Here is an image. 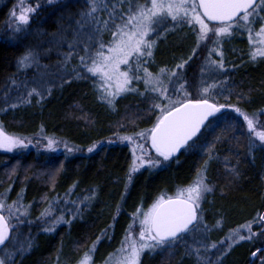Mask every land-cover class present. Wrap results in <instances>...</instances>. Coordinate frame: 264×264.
<instances>
[{
	"label": "trees",
	"instance_id": "16d2710c",
	"mask_svg": "<svg viewBox=\"0 0 264 264\" xmlns=\"http://www.w3.org/2000/svg\"><path fill=\"white\" fill-rule=\"evenodd\" d=\"M9 1L0 5V109H6L0 110V124L5 133L22 137H52L77 148L79 152L66 155V152L53 153L35 147L13 152L0 151V193L11 187L6 202H13L23 190V204L31 205L29 217L35 220L47 207L42 200L45 195L48 199L61 198L71 188L67 195L73 201L90 195L91 189L96 191L90 206H85L82 215L72 220L70 226L58 225L52 233L33 230L30 236L35 245L22 258L23 264H57L58 258L59 264H75L96 237L101 235V231L107 229L108 235L98 244L92 260L94 264L101 263L121 244L125 229L131 222V214L138 206L147 209L161 194L174 196L178 188L192 183L197 169L207 159L204 149L218 135L223 137L215 145L218 159L211 161L206 173L207 183L213 187V191L202 201L204 223L212 228L205 234L207 240L221 239L231 230L264 214V147L257 141L252 153L248 152L247 125L243 117L231 108L222 109L205 123L190 150H181L175 158L154 169L141 168L133 175L125 193L131 163L129 148L123 143L104 141L117 135L150 129L160 114L159 110L149 111L154 101L153 95L149 92L146 96H140L145 87L137 85L134 88L138 92L116 98L113 110L100 99L99 88L92 78L60 76L52 69L43 67L39 69L47 72L44 78L34 77L39 74L38 71L37 74L31 71L18 78V81H28L29 88L36 86L33 81L43 79L46 82L43 85V99L33 96L31 103H20L17 97L26 96L25 88L12 86L11 94L8 92L11 78L17 75L14 72L17 70V59L25 47V36L41 27L47 31L53 30L56 14L63 7L65 11L80 10V1L83 0H66L54 6H48L47 0H27L29 7L38 10L30 17L29 29L16 39L3 37ZM154 40L157 43L152 62L145 66L156 73L160 68L169 70L188 61L184 67L185 91L192 98H200V58L205 52L202 46L197 48L191 28L187 25L172 26L168 31L157 33ZM194 48L197 49L195 54ZM221 50L225 69L220 81L225 83L223 87L216 88L213 97L207 98L210 102L238 107L250 117L261 115L264 111V59L255 62L249 60L242 34L234 33L231 38L223 39ZM190 56L191 60L188 59ZM52 75L55 77L53 80L50 79ZM48 88H51L50 94L46 90ZM12 104L18 106L12 108ZM233 123L234 128L227 127ZM96 141L101 143L93 152L80 151ZM225 157L228 158L229 168L235 166L238 169V176L226 170ZM61 165L63 170L56 176L55 187H52L49 176ZM13 168L16 171L10 179L8 174ZM74 184L76 186L72 187ZM122 194H125L123 201ZM118 203L122 207L117 215ZM114 215L117 216L116 220H113ZM218 220L221 227L213 228ZM109 225L112 227L109 228ZM252 231L257 233L256 238L234 245L225 254L222 264H246L250 254L264 245L259 224H253ZM185 243L177 244L171 250V255L169 249L155 254L147 252L142 255L141 264H197V259L184 252ZM15 259L19 262L21 257Z\"/></svg>",
	"mask_w": 264,
	"mask_h": 264
},
{
	"label": "snow or ice",
	"instance_id": "6c2138e0",
	"mask_svg": "<svg viewBox=\"0 0 264 264\" xmlns=\"http://www.w3.org/2000/svg\"><path fill=\"white\" fill-rule=\"evenodd\" d=\"M64 2L66 0H47L48 6ZM86 4V9H81L77 13L66 9L57 18V31L51 34L53 43L56 47H61L66 43L69 49L66 53H59L61 60L58 61V67L66 71L71 60L78 57L79 68L82 70L74 67L69 74H74L76 79L98 78L99 90L102 93L100 99L113 110H115L116 98L122 94L138 92V89L132 87L133 82L142 81L145 91L140 92L139 95L146 96L150 92L154 101L149 111L159 110L160 113L150 129H144L132 135L117 136L119 141H127L129 145H132V162L127 173L125 193L131 184L133 175L141 168L147 166L149 169H154L175 158L181 150H190L195 144L194 138L198 139L197 134L202 126H205V122L225 108H231L243 117L249 134L248 152L252 153L257 146V141L260 146L264 147V131L257 130L255 117H250L238 107L212 103L207 98L212 95L214 89L223 87L224 81L207 83L202 79L201 85L206 86L200 87L198 91L200 98H192L185 91L186 82L181 83L175 87L180 98L173 99L170 93L176 81L181 79L179 70L183 69L188 61L177 64L171 71L167 68H160L156 74L150 72L145 66L152 62L153 49L157 43L150 37L156 35L159 29L168 23H171L173 28L188 25L196 37L197 48L211 41L212 47L208 49V58L200 69L202 77L206 73L211 75L224 71L222 41L224 38H231L239 30H245L248 33L249 60L255 62L258 59H264V15H261V12H264V0H259V4L257 0H112L111 6H109V0H86ZM37 10L38 8L25 9L22 7L19 16L13 10L10 16L17 21V24L12 31L14 33L24 31L25 27L30 25L31 15ZM101 13H105L106 18L102 19ZM256 23H260L258 30L254 29ZM106 33L110 34V39L107 41L104 39ZM81 45H83L82 49ZM46 51H51V48ZM196 51L197 49L194 48L193 53L195 54ZM213 54L219 59H212ZM39 55L35 49L26 48L17 59V68L26 70L34 65L39 66ZM188 59L191 60L192 57ZM122 65L126 66L127 70H122ZM233 67L237 66L233 65ZM141 72L143 75H140ZM165 76L167 83L164 80ZM33 83L37 86L29 88L28 81H17L11 78V86L17 89L23 87L26 90V96L17 97L20 103H31L33 96L43 99L45 90L43 85L46 82L41 79ZM46 90L49 94L51 93V88ZM5 99H7V94ZM17 106V104L11 105L12 108ZM227 127L234 128L235 123ZM45 139L47 140L46 148L49 150L54 151V145L60 143L52 138L46 137ZM222 139L221 135L216 136L204 149L207 159L201 168L197 169L192 183L178 188L174 196L161 194L147 210L142 206L136 208L131 214V222L125 229L120 247L115 250V253L109 254L105 264H141L143 254L147 252L155 254L164 249H169V255H171V250L184 241L187 235H192L194 243L199 245L198 247L189 245L186 253L194 254L197 264H213L202 254V251H218V244L221 247L226 244L227 248L215 261V264H222L221 257L230 251L233 245L256 238L257 233L252 231L253 224H259L262 229L260 235H264V214H260L255 220L231 230L219 242L205 243L204 240L196 238L201 233L206 234L212 230L204 223L202 201L207 194L213 191V187L207 183L206 173L211 161L218 159L215 145ZM140 140H150L151 149L156 154L155 157L145 150L143 144L137 143ZM108 142L113 143L114 141L109 140ZM30 143L31 141L25 143V138L6 134L3 125L0 124V148L11 152L14 149L27 148ZM100 143V141L94 142L87 151L93 152ZM65 149L66 155L77 150L75 147H68L66 142ZM227 161L228 158L225 157L226 170L233 176H238V169L235 166L229 168ZM62 170L63 165L50 174L49 183L52 187H55L56 176ZM15 171L16 169L13 168L8 174L10 179ZM75 186L74 184L72 187ZM10 190L11 187L4 193H0V246L4 252L3 257H0V264H23L22 258L30 253L35 241L30 235L22 239L23 234L19 229L21 225L30 226L34 221L27 219L31 205L23 204V190L17 194V199L11 204L6 203ZM71 191L70 188L68 193ZM90 193L79 201H72L74 210L71 213V219L65 218L63 210H61V215H55L59 197L53 199H48L47 195L42 197L47 207L36 217L37 221L44 224L41 231L52 233L58 225L70 226L72 220L82 215V207L90 206L91 201L95 199V189H91ZM124 199L125 194H122L121 201ZM121 207L122 205L118 203L117 215ZM5 212L7 215L4 214ZM116 219L117 216L114 215L113 220ZM137 224L139 225L138 236L135 232ZM108 227L111 228L112 225ZM212 227H221V221L218 220ZM241 229L246 230L248 235H241ZM107 235V229L102 230L101 235L92 242L78 264H92L98 244ZM108 239H111V236H108ZM260 251H264V248H258L252 256H257ZM17 256L21 257L19 262L15 259ZM57 264H59V258Z\"/></svg>",
	"mask_w": 264,
	"mask_h": 264
},
{
	"label": "rangeland",
	"instance_id": "374dc122",
	"mask_svg": "<svg viewBox=\"0 0 264 264\" xmlns=\"http://www.w3.org/2000/svg\"><path fill=\"white\" fill-rule=\"evenodd\" d=\"M7 1H9V0H0V5L3 4V3H5V2H7ZM80 2L82 3V4H80V5H82V8L81 9H86L87 8L86 0H83V1H80ZM111 2H112V0H109V6H111ZM257 3L259 4V0L257 1ZM22 7L25 8V9L26 8H29V5L27 4V0H10L9 1V5L7 7L8 10H7V13H6L7 14V20H6L7 21V24L4 27V29L6 28V33L3 35L4 38L16 39V37L18 35H22L23 33L26 32V29L28 27H25L24 31L19 32V33H14L12 31V29L17 24V21L10 16V13L14 10L15 13H16V15L19 16L21 14V8ZM75 8H77V7H75ZM80 10H75V11L73 10V13H77ZM62 12H65L64 7L56 14L55 19H57L61 15ZM100 15H101L102 19L103 18H106V14L105 13H101ZM261 15H264V12H261ZM172 26L173 25L171 23H168V24L164 25V27L160 28L158 33L164 32L165 29L170 30L172 28ZM259 28H260V23H256L254 25V29L255 30H258ZM56 31H57V21H55V26H54V29L53 30L47 31L45 28H42L41 27L39 29H36V31H31V32L27 33V35L24 38L25 47H23L20 56L24 53V51L26 50V48L31 47V48L35 49L40 54L39 55V66H35L34 65L33 67H31L29 69L19 70L17 68V63H16L17 70L14 72V74H17L15 76L16 77L15 79L17 81H18V78L20 77V75H23V76L28 75L26 73H28V72L30 73L31 71H32V73H35V74L39 73L38 75H34V77H37L36 79L46 77L47 72H45V73L44 72H41L40 69H39V68H43L45 65H48V67H45L46 70H51L52 69L55 73L59 74L60 76H67V75L74 76V74L73 75H70L69 74V73L72 72V69L74 67L77 68V70H82V69L79 68V60H78V57H74L71 60V62L67 66V70L66 71L65 70H62L60 67H58V61L61 60V56L59 55V53H66V52L69 51V49H68L66 43L63 46H61V47H56L55 46V44L53 43V37H52L51 34L54 33V32H56ZM235 33L236 34H242V36L246 40V46H247L248 54H249V52H250V46H249L248 33H247V31H245V30H239V31H236ZM154 36L155 35H152L150 38L151 39H154ZM69 39H71V36H69ZM104 39H105V41L109 40L110 39V34L106 33L104 35ZM201 46H202L203 52H205V53L200 58V68H201V66H203L205 64V61L208 58V49L212 47V44H211V41H209L207 43V45H201ZM82 47H83V45H81V49H82ZM50 48H51V51H46V50H48ZM81 54H83L82 51H81ZM211 58L212 59H219V57L216 56L215 54H213V56ZM121 68H122V70H127L126 69V66H123L122 65ZM171 70L172 69H169V71H171ZM156 73H153V74H156ZM221 74H222V72L213 73L211 75H209V74L206 73L202 77L201 76V72H200V77H199L200 87L206 86V85H201V80L202 79L206 80L207 83H213L215 81H220ZM140 75H143V73L141 72ZM179 76L181 77V79H179V80L176 81V85L174 86L173 90L170 93V95H171V97L173 99L180 98V95H178L176 93V91H175V87H178L179 84H181V83H185L184 68L181 69V70H179ZM33 78H31V79H33ZM50 79L53 80V79H55V77L52 75L50 77ZM92 79L95 81L96 85L100 89V82H99L98 78H92ZM164 80H165V83H167V77L166 76L164 77ZM137 85H142L144 87V84H143L142 81H140V82H133L132 87H135ZM200 87H198V88L200 89ZM11 88H12V86L10 85V89H9V92H8L9 94H11ZM215 91H216V89L213 90L212 95L209 96V97H213ZM17 92H18V90L16 89L15 90V93H17ZM99 92H100V90H99ZM101 94L102 93L100 92V95ZM212 103H214V102H212ZM255 119L257 121V130L258 131H264V111L261 112V115L259 114L258 116H255ZM6 134H8V133H6ZM8 135H10V136H17V137H20V138H25V143H28V141H31V143L29 144V146L27 148H22V149H29L31 147H35V148H38L40 150H45V151H49V152H53V153L66 152L65 142L59 141L58 139H55V138H52V137H47V138H52V139H55V140H57V141L60 142L57 145H54V148H55L54 151L53 150H49V149L46 148V144H47V140L45 139L46 136L22 137V136L11 135V134H8ZM130 135H132V134H130ZM117 136H127V135H117ZM109 140H112V141L117 142V143H123V144L127 145L128 148H129L130 154H131V162H132V153H131L132 145H129L127 143V141H125V142L119 141L117 139V137H115L114 139H107L106 141H104V143H109L108 142ZM137 143L143 144L145 150L151 152L152 156L155 157L156 154H155V151L153 149H151L150 140H147V141L140 140V141H137ZM67 146L70 147V148H72V146H69L68 144H67ZM88 148H86L84 150H80V151H83V152L87 153L88 152L87 151ZM22 149H14L13 151L22 150ZM0 151L1 152H9V151H7V150H5L3 148H0ZM13 151H11V152H13ZM75 152H79V150L77 149L76 151H73L72 153H75ZM145 167H147V166H145ZM176 192H177V190L175 191L174 195L176 194ZM83 197L84 196L80 197L79 199H75L73 201H79L80 199H83ZM6 203L7 204H11L12 202H6ZM84 207H82V209ZM61 210H63V214L65 215V218L66 219H71V213L74 210V206L72 204V200L70 199V197L68 195L67 196L64 195L61 198H59V201L56 204V212H55V215H57V216L61 215ZM145 210H147V209H145ZM4 214L7 215V212H5ZM27 219L34 221V223L32 225H30V226L27 225V224L21 225V227H20L19 230L23 234L22 237H21L22 239L24 237H28L32 233L33 230L42 229L44 227V224L41 221H37L36 219L35 220L30 219L29 216L27 217ZM13 222L15 223V221H13ZM135 232H136V234L138 236V233H139V225L138 224H137V226L135 228ZM227 235H225L221 239H217L215 241L214 240H210L209 241V240H207V238L205 239V234H203V233H201L200 235H198L196 238L199 239V240H204L205 243H212V242H219V241H221ZM241 235H248V233H247L246 230L241 229ZM184 242H187V244L185 243L186 245H185V248H184V252L185 253H187V247L189 245L192 246V247H198L199 246V245H197V244L194 243V240L192 238V235H187L185 237V240L184 241H181L178 244H184ZM120 245H119V247H120ZM119 247H117L116 249H118ZM226 248H227V245L226 244L223 245L222 247L218 244V249H219L218 251L217 250H212L210 252H203L202 251V254L205 257L209 258L213 262L214 260H217V256L221 252H224ZM115 250L113 252H111V253H115ZM3 255H4V252L2 250V246H0V257H3ZM189 255L193 256L196 259V256L194 254H189ZM82 257L80 259H82ZM108 258H109V254L101 261V263H97V264H105V261ZM255 259H256V261H255L256 264H262V262H264V251L259 252L257 254V256H256ZM78 261L75 264H78ZM92 264H94V263L92 262Z\"/></svg>",
	"mask_w": 264,
	"mask_h": 264
},
{
	"label": "flooded vegetation",
	"instance_id": "af4514ba",
	"mask_svg": "<svg viewBox=\"0 0 264 264\" xmlns=\"http://www.w3.org/2000/svg\"><path fill=\"white\" fill-rule=\"evenodd\" d=\"M233 246H234V245H233ZM261 247L264 248V245H263V246H260V247H258V248H261ZM258 248H257V249H258ZM257 249H256V250H257ZM227 252H228V251H227ZM227 252H226V253H227ZM260 252H262V251H260ZM226 253H225V254H226ZM258 253H259V252H258ZM225 254L221 257V259H223V258L225 257ZM218 256H220V254H219ZM218 256H217V257H218ZM255 258H256V256L253 258V260H252V262H251L250 264H256V263H255V261H256ZM249 260H250V258L248 259V261L246 262V264H249ZM215 261H216V260L213 261V264H215Z\"/></svg>",
	"mask_w": 264,
	"mask_h": 264
},
{
	"label": "water",
	"instance_id": "95a60500",
	"mask_svg": "<svg viewBox=\"0 0 264 264\" xmlns=\"http://www.w3.org/2000/svg\"><path fill=\"white\" fill-rule=\"evenodd\" d=\"M257 1H258V0H257ZM206 22H207V21H206ZM209 119H210V118H209ZM206 122H207V121H206ZM206 122H205V123H206ZM202 128H203V126H202ZM202 128H201V129H202ZM261 248H263V247H261ZM256 251H257V250H256ZM254 252H255V251H254ZM252 253H253V252H252ZM252 253L250 254L249 264L252 262V260H253V258H254V257L252 256Z\"/></svg>",
	"mask_w": 264,
	"mask_h": 264
}]
</instances>
